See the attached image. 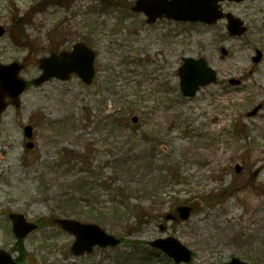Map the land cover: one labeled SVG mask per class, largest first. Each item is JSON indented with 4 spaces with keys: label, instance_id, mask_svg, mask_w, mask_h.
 Here are the masks:
<instances>
[{
    "label": "rangeland",
    "instance_id": "obj_1",
    "mask_svg": "<svg viewBox=\"0 0 264 264\" xmlns=\"http://www.w3.org/2000/svg\"><path fill=\"white\" fill-rule=\"evenodd\" d=\"M134 1L0 0L6 29L0 62H21L25 80L39 75V58L75 42L97 54L91 84L75 75L51 79L29 86L20 105L3 112L0 247L15 242L4 217L14 210L49 219L24 239L22 264H177L148 245L167 236L193 253L179 264H225L232 256L264 264V106L246 115L264 104V0L227 4L248 28L240 37L228 36L221 22L148 24L130 10ZM256 49L263 57L253 64ZM183 57L204 58L217 82L183 97L177 75ZM234 79L241 83L231 84ZM120 111L129 118L123 128L108 121ZM26 124L33 127L31 149ZM70 151L88 158L81 165ZM90 163L128 186L126 194L145 209L122 215L110 207L111 193L85 171ZM181 205L191 208L190 217L166 220ZM64 211L122 243L74 256L73 236L50 223Z\"/></svg>",
    "mask_w": 264,
    "mask_h": 264
},
{
    "label": "water",
    "instance_id": "obj_2",
    "mask_svg": "<svg viewBox=\"0 0 264 264\" xmlns=\"http://www.w3.org/2000/svg\"><path fill=\"white\" fill-rule=\"evenodd\" d=\"M224 0H136L131 8L134 12H141L146 16L147 23H154L157 19L166 18L177 22H204L215 24L219 19L225 17L227 20L226 29L231 36H241L246 32L244 23L231 13H223L219 2ZM243 1V0H228ZM4 28L0 25V37L4 34ZM222 55L227 54L225 48H221ZM96 53L84 42H76L70 50H63L58 53L52 52L48 56L38 59V68L41 73L34 78L31 83L39 86L44 82L55 78L66 81L71 74L77 75L85 84L91 83L95 75ZM262 58V52L256 50L252 57L254 63H258ZM23 65L17 62L2 64L0 62V119L2 113L8 107L7 99L12 105L19 106V97L25 91L27 82L19 76ZM179 88L183 96L194 97L199 88L215 83L217 75L203 58L184 57L182 64L178 68ZM240 80H231V84H239ZM262 105H256L247 113V117H252L261 109ZM138 118H132L136 123ZM26 138H31L33 128L26 125L23 128ZM33 142H27L26 147L32 148ZM239 172L241 167L235 166ZM181 220H187L190 216V207L178 206L176 209ZM13 224V233L18 239H23L37 225L29 222L23 214L12 213L9 215ZM167 219H174L172 214H167ZM54 222L74 236L70 251L75 256L92 252L94 247L107 248L115 247L121 240L113 234L107 233L96 223L80 222L72 218H55ZM161 226V230H163ZM149 245L160 249L171 257L175 263H187L192 258V252L175 237L156 238L149 242ZM0 264H18L11 259V256L3 249H0ZM225 264H247L240 258L233 256Z\"/></svg>",
    "mask_w": 264,
    "mask_h": 264
},
{
    "label": "trees",
    "instance_id": "obj_3",
    "mask_svg": "<svg viewBox=\"0 0 264 264\" xmlns=\"http://www.w3.org/2000/svg\"><path fill=\"white\" fill-rule=\"evenodd\" d=\"M108 121H111V123H113L115 126L119 128H123L124 126L129 124V118L123 111L115 112L114 114L111 115ZM70 152L71 153L69 155H71L72 161L76 160V162L81 163V165H83V162L86 161V159L88 158V155L86 156V154L84 153H76L74 151H70ZM120 164L124 168L125 164L122 162ZM88 167L90 171L85 169L82 170H85L94 179L95 178L99 179V185L97 187L104 188L106 191H109L111 193L112 199L110 200L111 202L110 207L116 208V210L120 211L122 215H127L133 209L136 210L137 208H139L140 210L145 209L143 205L132 202L131 197L126 194L129 193L130 190L129 187L125 186L122 182L118 181L119 179L112 176L103 177L100 174H97L95 171L92 170L93 168L92 163L88 164ZM153 193L155 196L157 195L156 188ZM106 194L109 193L106 192ZM63 214L67 216L68 211H64ZM135 215L137 214L135 213ZM99 221L101 222L100 219ZM124 242H126V239H124Z\"/></svg>",
    "mask_w": 264,
    "mask_h": 264
},
{
    "label": "flooded vegetation",
    "instance_id": "obj_4",
    "mask_svg": "<svg viewBox=\"0 0 264 264\" xmlns=\"http://www.w3.org/2000/svg\"><path fill=\"white\" fill-rule=\"evenodd\" d=\"M233 3H236V2H232V1H222V2H220L219 3V5H220V7H221V9H222V11L224 12V13H230L231 11L230 10H228V9H226V6H227V4H233ZM218 22H221V23H224V25H225V27L227 26V20H226V18L225 17H223L222 19H220V20H218L217 21V23ZM216 23V24H217ZM263 106H264V104H263ZM262 110V109H261ZM12 213H22V212H19V211H14V210H7L5 213H4V217L6 218V223H7V226H8V230L10 231V233H12V235L14 236V234H13V230H12V220L10 219V217H9V215L10 214H12ZM24 214V213H23ZM25 215V214H24ZM26 216V215H25ZM27 217V216H26ZM54 217L55 216H52L51 218H50V220H53L54 219ZM28 219V218H27ZM29 221H32V222H34V223H36V225H37V229L36 230H38L39 228H41L42 226H44L45 225V223L47 222V220H49V219H38V220H30V219H28ZM35 230V231H36ZM34 232V231H33ZM32 233V232H31ZM31 233H29V234H31ZM23 241H24V239H22V240H16L15 239V242L12 244V246H11V248L9 249H6V248H2V247H0V248H2V249H5L10 255H11V258L13 259V261L14 262H16V263H18V264H22L21 263V255H22V253H21V250L23 249Z\"/></svg>",
    "mask_w": 264,
    "mask_h": 264
}]
</instances>
